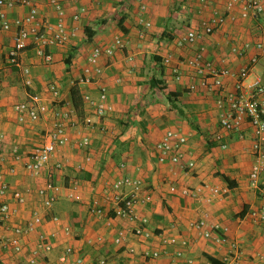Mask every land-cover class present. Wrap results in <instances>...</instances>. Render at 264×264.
Instances as JSON below:
<instances>
[{"label":"crops","instance_id":"crops-1","mask_svg":"<svg viewBox=\"0 0 264 264\" xmlns=\"http://www.w3.org/2000/svg\"><path fill=\"white\" fill-rule=\"evenodd\" d=\"M32 2L41 18L55 22L56 12L48 0ZM58 2L74 34L67 43L48 49L51 62H44L32 45L20 53L21 66L29 68V85L24 83L25 76L19 68L8 64L5 54L16 30L13 23L28 12V7L6 9L12 27L7 32L0 29V153L6 154L14 144H18L23 153L40 144L55 106L73 109L79 118L78 124L69 129V143L60 147L51 160L52 163L61 161V170L48 169L40 176L31 177L22 163H16V173H6L10 186L26 196L23 204H16L10 196L6 198L16 210L14 222H24L34 210H38L40 216L36 229L24 238L21 253L0 246V264H28L26 259L39 233L52 232L56 234L54 248L41 252L35 264H57L60 252L68 245L74 249V255L83 259L82 264H99L100 259H105L106 264H264L258 257L264 251V223L255 222L250 216L252 210L264 203L260 194L264 172L260 175L261 184L252 185L249 124L243 123L242 138L235 132L223 130L218 122V91L202 87L191 91L187 88L192 81L190 70L186 69L183 77L175 80L169 67L162 63L164 56H170L172 64H184L185 59L199 53L203 60L229 69L230 74L223 77V90L230 92L234 88L235 74L256 55L257 62L251 66L246 82H264V53L255 47L258 41L264 43V11L255 18H240L237 5L233 19L226 18L219 29L201 35L192 46L184 48L176 45L177 38L188 29L197 28L202 16L210 12V8H203L198 0H145L147 7L142 14L136 0ZM262 2L264 6V0ZM224 3L225 0H211V7L223 10ZM82 7L84 11L74 20L73 14ZM140 17L150 25L142 24ZM88 34H92L90 40ZM115 36L124 40V48L99 59L103 72L97 81L79 83L91 47L107 46ZM128 54L133 55L132 61L127 60ZM52 84L59 91L54 102ZM99 84L107 87V109L101 118L94 117L93 129L82 130L83 103L81 111L75 110L70 89L76 85L80 94L89 91L95 95ZM167 93L175 96L168 99ZM29 99L36 100L40 118L19 122L14 105ZM101 126L106 131H100ZM169 129L186 135L187 154L183 162L192 159L194 168L184 169L178 164L157 160L155 144ZM217 133L219 139H215ZM81 134L91 139L87 149L77 145ZM86 152L92 157L90 162L84 161ZM121 176L139 178L152 194L151 202L138 208L139 213L148 218V228L153 233L148 240L132 235L128 230L130 225L114 218L111 210L102 219L89 212L91 197ZM75 178L81 181L78 192L81 200L61 198L51 209L41 208L36 190L47 179L66 187ZM204 184L224 188L226 192L214 196L210 203L204 201L209 194L206 189L196 197L180 193L183 187L192 189ZM52 214L60 217V224L50 220ZM199 219L226 230L218 229L211 237L203 238L190 225ZM65 224L72 228L69 236L63 233ZM120 229L127 233L125 243L133 246V254L127 252L125 243H114ZM11 235L10 229L0 227V241ZM170 235L188 242L179 257L174 254L175 246L169 245L164 250L160 244L162 236ZM216 235L222 237L220 243L215 241ZM232 243L237 244L238 256H234ZM145 249L159 250L160 254L145 258Z\"/></svg>","mask_w":264,"mask_h":264},{"label":"built area","instance_id":"built-area-1","mask_svg":"<svg viewBox=\"0 0 264 264\" xmlns=\"http://www.w3.org/2000/svg\"><path fill=\"white\" fill-rule=\"evenodd\" d=\"M203 8H210L207 15H203L199 26L190 28L176 40L178 47H190L201 35H209L220 28L226 18L233 19V9L238 5V16L240 18H255L264 11L262 0H225L224 9L220 10L211 7V0H198ZM140 14L146 11L145 0H136ZM48 3L56 12L55 22L46 21L39 16L38 9L32 0H0V29L7 32L12 27L6 15V9L15 6H26L28 12L13 24L16 26L11 44L6 48L5 54L7 62L10 66L20 69L24 74V83L29 85V68L21 66L20 53L29 45H32L36 54L46 63L51 62L52 56L48 49L55 45H63L68 42L74 34L73 29H69L64 19V9L58 0H48ZM84 8H80L73 14V19L80 17V12ZM233 14V15H232ZM139 21L145 26H149L150 22L142 17ZM125 46L124 40L115 36L111 43L107 46L93 45L86 56V62L79 78V83L91 84L97 81L103 72V67L98 64L99 59L103 56L110 57L116 50H122ZM256 49L264 53V43L256 42ZM127 60L132 61L133 55L128 54ZM257 62V56L250 59L249 64L242 66L235 74L234 88L230 92L223 90V77L230 74L228 68H218L210 60H203L201 54H196L191 58H187L184 64H172L170 56H164L163 65L169 67L170 73L175 80H180L185 74V70H190L192 81L187 88L195 91L198 87H202L208 91L217 90L219 95L216 97V105L220 109L218 122L221 128L227 132H235L240 138L243 137L242 125L247 122L251 128L252 141L251 153L253 162L249 171V179L252 185L259 186L260 175L264 172V82L254 80L246 82V78L250 73L251 66ZM117 81H120L117 78ZM51 100L57 101L59 91L55 84L50 86ZM107 87L99 84L97 94L85 91L81 94L83 109L85 114L81 120L82 130H91L94 128V117L101 118L107 109ZM17 120L24 122L26 120L37 121L40 118V111L36 105L35 99L21 101L14 105ZM76 112L70 108L53 107L49 128L43 134L42 142L33 147L26 153L20 151V146L14 144L10 150L4 154L0 153V227L10 229L11 236L1 239L0 246L11 248L15 253H21L24 249V238L33 232L37 227V221L40 213L34 210L31 216L24 222H14L16 210L10 206L6 198L10 196L16 204H23L26 201L25 193L18 189H13L7 179L6 173L13 175L16 173V163H22L25 172L31 177H37L46 170L52 169L51 172L61 170L63 164L61 161L51 162L54 154L58 149L69 143V129L75 127L79 120ZM100 131H106L104 126L100 127ZM220 134H215V139H219ZM2 134H0V143ZM187 142L186 135L176 130H167L155 144L156 157L159 162H171L178 164L182 168L192 169L195 162L187 160L183 162L187 151L184 146ZM91 144V139L87 134L79 135L77 145L87 149ZM225 147L226 144H222ZM92 159L90 153L84 154V161L90 162ZM124 164L121 163L122 167ZM52 166V167H50ZM82 169V167H81ZM50 172V173H51ZM81 189V181L73 179L66 187L47 179L43 185L37 188L36 192L40 198V206L44 210L51 209L54 204L61 198L69 200H81L79 190ZM173 189V188H172ZM206 189L209 194L204 197L205 203H210L214 196H218L226 192V189L217 186L201 185L197 188H181L180 193L183 196H198L202 190ZM261 197L264 199V183L260 189ZM152 200V194L144 185L142 180L130 176H121L107 183L101 188V193L97 194L89 200V212L97 219L106 217L108 211L113 212L114 218L125 220L130 227L129 232L136 236L148 240L152 238L153 233L148 228V218L139 213L138 208ZM251 218L255 222L264 223V203L257 209L250 212ZM50 220L55 224H60L61 219L57 215H50ZM191 227L196 229L198 234L203 238H209L214 232L221 228L218 224L210 223L205 219H199L190 223ZM63 233L67 236L71 235L72 228L65 224L62 226ZM124 229L117 231L113 239L116 245H122L126 242L127 236ZM55 233H39L35 246L26 259L28 264H35L41 252H50L54 248ZM101 240V238H99ZM215 241L221 242L222 237L215 236ZM126 244L129 254H133L135 249L133 246ZM160 244L165 250L169 245L175 246L174 254L179 257L183 254L188 242L185 239H179L176 236H162ZM234 250V256L239 255L236 243L231 244ZM159 250H143L145 258H155L159 256ZM260 260L264 261V251L258 254ZM83 259L74 255V249L71 246H65L58 256L57 264H82ZM192 263V260H188ZM105 259H100L99 264H106Z\"/></svg>","mask_w":264,"mask_h":264},{"label":"trees","instance_id":"trees-1","mask_svg":"<svg viewBox=\"0 0 264 264\" xmlns=\"http://www.w3.org/2000/svg\"><path fill=\"white\" fill-rule=\"evenodd\" d=\"M86 31L88 32V30L86 29ZM92 34H88L87 39L90 40L91 39ZM172 96H175L174 94L171 93H167V98L171 99ZM70 98H71V102H72V106L75 108V110L77 111H81L82 108V99H81V94L79 92V89L76 85L72 86L70 89ZM80 113V112H79ZM242 214V213H240ZM212 263H215L214 259H211Z\"/></svg>","mask_w":264,"mask_h":264}]
</instances>
